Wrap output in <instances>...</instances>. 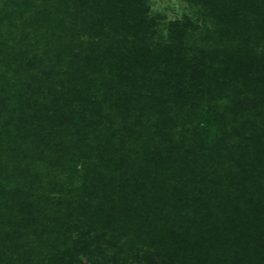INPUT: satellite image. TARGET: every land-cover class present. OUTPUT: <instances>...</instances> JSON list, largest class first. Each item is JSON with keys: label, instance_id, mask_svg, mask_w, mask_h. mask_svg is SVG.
<instances>
[{"label": "trees", "instance_id": "16d2710c", "mask_svg": "<svg viewBox=\"0 0 264 264\" xmlns=\"http://www.w3.org/2000/svg\"><path fill=\"white\" fill-rule=\"evenodd\" d=\"M0 0V264H264V0Z\"/></svg>", "mask_w": 264, "mask_h": 264}, {"label": "rangeland", "instance_id": "374dc122", "mask_svg": "<svg viewBox=\"0 0 264 264\" xmlns=\"http://www.w3.org/2000/svg\"><path fill=\"white\" fill-rule=\"evenodd\" d=\"M154 11L165 14L169 19L181 18L190 14L188 5L183 0H152Z\"/></svg>", "mask_w": 264, "mask_h": 264}]
</instances>
